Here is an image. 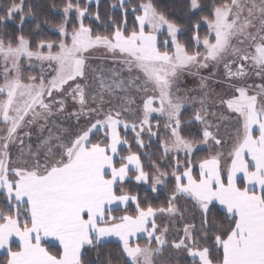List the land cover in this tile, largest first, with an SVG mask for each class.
Listing matches in <instances>:
<instances>
[{
	"label": "snow or ice",
	"instance_id": "snow-or-ice-1",
	"mask_svg": "<svg viewBox=\"0 0 264 264\" xmlns=\"http://www.w3.org/2000/svg\"><path fill=\"white\" fill-rule=\"evenodd\" d=\"M101 2H0V264H264V0Z\"/></svg>",
	"mask_w": 264,
	"mask_h": 264
},
{
	"label": "trees",
	"instance_id": "trees-1",
	"mask_svg": "<svg viewBox=\"0 0 264 264\" xmlns=\"http://www.w3.org/2000/svg\"><path fill=\"white\" fill-rule=\"evenodd\" d=\"M0 2H6V0H0ZM55 2H56L58 5H60V4H62L63 0H55ZM82 2H83V0H82ZM110 2H111V0H102V2H101V9H100L102 15L110 11V9H109V7H108V5L110 4ZM92 10H93V11L95 10V5H93ZM96 26H97V25L94 24V27H96ZM10 27H12V25H10ZM99 30H102V29H99ZM49 36H50L51 38H53V39L56 38V37H55L53 34H51V33H49ZM131 135H132V134L129 133V139H130V140H131ZM137 150H138V149H137L136 145L133 144V145H132V151H137ZM144 151L157 152V154H159V151H158V149H157L155 143H153V145H152L151 148L144 149ZM121 154H125V155H126V154H127L126 149H123ZM143 159H145V161L147 162V159H148V158H147V157H143ZM152 159H156V156H153ZM111 250H112L113 255L115 256V255H116V251H115L114 246L111 248ZM105 251H107V249H106Z\"/></svg>",
	"mask_w": 264,
	"mask_h": 264
},
{
	"label": "rangeland",
	"instance_id": "rangeland-1",
	"mask_svg": "<svg viewBox=\"0 0 264 264\" xmlns=\"http://www.w3.org/2000/svg\"><path fill=\"white\" fill-rule=\"evenodd\" d=\"M191 83V82H190Z\"/></svg>",
	"mask_w": 264,
	"mask_h": 264
}]
</instances>
